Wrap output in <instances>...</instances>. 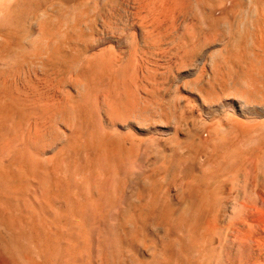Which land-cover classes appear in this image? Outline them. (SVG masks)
<instances>
[{"label":"bare ground","instance_id":"6f19581e","mask_svg":"<svg viewBox=\"0 0 264 264\" xmlns=\"http://www.w3.org/2000/svg\"><path fill=\"white\" fill-rule=\"evenodd\" d=\"M0 264H264V0H0Z\"/></svg>","mask_w":264,"mask_h":264}]
</instances>
